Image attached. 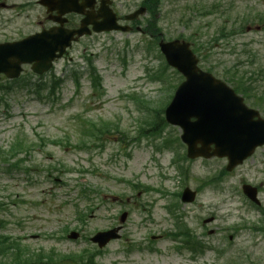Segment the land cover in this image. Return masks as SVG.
I'll return each mask as SVG.
<instances>
[{"label":"rangeland","instance_id":"obj_1","mask_svg":"<svg viewBox=\"0 0 264 264\" xmlns=\"http://www.w3.org/2000/svg\"><path fill=\"white\" fill-rule=\"evenodd\" d=\"M213 3L231 5L226 7V14L238 21L247 14L252 16L264 11L263 0H161L159 21L165 38L190 37L193 28H198L201 41L207 43L218 33L226 17L202 15ZM186 5L195 6L197 10L186 9ZM182 17L191 19L189 25ZM237 20L234 22L239 23ZM5 36L0 33V40ZM8 36L16 38L17 34ZM145 39V35L139 32L84 37L73 44L68 59L56 63L53 73L42 78L28 73L21 79H29L31 83L41 79L50 83L56 76L61 81L54 92L44 89L39 95L24 87L0 99V148L8 150L18 136L29 147L32 146L28 155L22 152L18 157L0 163V197L7 203V209L0 212V221H8L4 232L27 238L34 235L27 242L38 248L37 251L42 248H56L66 253L94 250L97 246L88 237L98 230L120 224L121 213L128 211L122 238L104 247L103 253L96 257L97 264H182L180 261L183 260L175 254L174 238L162 237L159 241H151L154 235L176 230V219L165 208L168 198L155 190L133 188L134 183L154 189L176 191L179 188V183L170 176L174 171L169 167L170 160L176 159L177 153L157 150L147 137L131 140L138 136L145 121L152 118L151 103L166 100L170 91L166 83L154 82L148 76V67L157 69L162 61L157 52L146 54L142 49ZM240 42L243 48L247 45L256 58L254 66L248 63L242 70L264 68V29L257 30L256 27L241 37H232L230 44L223 40L225 46H214V60L222 63L240 57L247 59L246 54L240 56L228 50V46L238 48ZM85 55H92L102 75L103 96L92 92ZM169 74L171 82L177 84L179 75ZM76 79L80 80L79 89ZM80 118L118 124L129 135L130 143L110 138L104 147L84 150L49 142L40 145L41 138L68 139L72 146L78 144ZM166 132L177 134L179 128H169ZM113 135L120 137L118 133ZM18 159L26 160L16 164ZM34 166L41 170L29 171ZM52 166L66 168V171L48 172ZM199 173H205V168L197 162L195 174L199 176ZM198 181L199 178L193 179L191 187L197 186ZM84 186L92 189L89 199L81 196ZM223 197L211 187H206L199 202L184 208L192 215L190 225L202 230L200 220L210 213V209L217 210L213 208L215 199ZM208 202H212V206L205 205ZM217 206L221 207V204ZM77 210L89 211L85 223L79 221ZM235 221V217L226 221L220 217L209 227L222 230V224ZM66 227L82 231L85 238L76 241L61 238ZM220 235L223 232L210 235L209 240L220 246L223 241ZM133 244L142 248L129 252L127 249ZM233 245L237 246V241H233Z\"/></svg>","mask_w":264,"mask_h":264},{"label":"flooded vegetation","instance_id":"obj_2","mask_svg":"<svg viewBox=\"0 0 264 264\" xmlns=\"http://www.w3.org/2000/svg\"><path fill=\"white\" fill-rule=\"evenodd\" d=\"M134 0H78L83 7L84 15L70 13V0H50V5H44L41 0H2L0 2V15L2 12L15 10L14 17L1 19L0 33L17 34L19 37L44 31L52 28H76L79 27L83 19L88 16L89 27L99 26L104 21L105 10L112 9L119 19L123 18V12L134 10ZM141 5L149 6L150 0H140ZM238 78L228 77L225 80L235 90L241 86ZM248 102L250 99L244 93H240ZM248 104H250L248 102ZM262 153L246 159L242 165L233 169L232 174L238 177L240 190L250 183L257 187L260 203L256 204V217L253 225L254 231L259 239V262L250 261L249 264H264V147ZM209 230V229H208ZM218 233L214 231L213 234ZM234 238V236H233ZM232 238V239H233Z\"/></svg>","mask_w":264,"mask_h":264},{"label":"water","instance_id":"obj_3","mask_svg":"<svg viewBox=\"0 0 264 264\" xmlns=\"http://www.w3.org/2000/svg\"><path fill=\"white\" fill-rule=\"evenodd\" d=\"M112 28V27H109ZM80 32V31H79ZM51 43L50 40H46L44 42V39H37V36L30 37L29 39L22 41V42H16L13 44H6L0 46V71H6L8 72V75L11 77H17L19 76L21 72V63L23 62H32L34 61V58L38 56V54H45L49 49H52L51 46H49ZM59 49L61 51L62 55L63 51L65 50V46L63 45ZM54 51L52 53H55V48L53 46ZM162 50L166 54V57L168 61L178 67L180 70L183 71V73L187 76V81L183 83L182 88H180L171 103V105L167 109V117L172 122H179L182 118V123L187 128V134L188 136H191L188 127H187V120L190 116L189 113H187L184 110L185 103L189 100V98L192 96L194 92V86L196 83H198L195 79L197 76L202 77H208L209 75L205 73H198L197 65H196V58L192 51L189 49V44L186 42L181 43L179 40H175L168 43H162ZM52 58V57H51ZM12 59V60H11ZM50 59V58H48ZM47 59V60H48ZM49 68V65L47 69ZM206 84H208V88L205 90H201V95L206 96L209 99H213L214 101H218V106L223 109L226 105L227 101L234 100L235 96L232 92L230 94H225L224 85L220 82L214 81L210 79L209 81H205ZM219 87H218V86ZM216 86V87H213ZM223 111V110H222ZM239 131L238 128L234 124L230 128L220 130L218 132L219 136L218 139L222 141H225L228 139V133L235 134V132ZM260 137L258 140H264V131H261ZM208 149L202 148L198 149L195 145L191 144L189 154L191 156L197 155V154H203L208 155ZM186 199V198H185ZM116 230H112L106 233L99 234L97 237H95V240L102 241V244H104L108 239L113 237L116 234Z\"/></svg>","mask_w":264,"mask_h":264},{"label":"trees","instance_id":"obj_4","mask_svg":"<svg viewBox=\"0 0 264 264\" xmlns=\"http://www.w3.org/2000/svg\"><path fill=\"white\" fill-rule=\"evenodd\" d=\"M152 25H153L152 27L155 26L154 23H153ZM94 82H95V85H99V84H100V80H99V78H98V77L95 78V79H94ZM43 86H44V84L39 85L38 87H39V88H43ZM17 148H21L20 143L17 144L16 146H15V145L11 146V150H10L9 152L0 149V156L5 157L6 155L12 154V152H16V151H17ZM21 149H22V148H21ZM73 257H75V256L73 255Z\"/></svg>","mask_w":264,"mask_h":264}]
</instances>
